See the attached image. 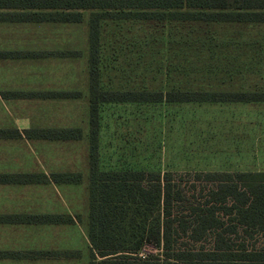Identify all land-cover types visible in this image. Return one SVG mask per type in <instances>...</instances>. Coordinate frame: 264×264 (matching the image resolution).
<instances>
[{
    "label": "rangeland",
    "instance_id": "rangeland-1",
    "mask_svg": "<svg viewBox=\"0 0 264 264\" xmlns=\"http://www.w3.org/2000/svg\"><path fill=\"white\" fill-rule=\"evenodd\" d=\"M79 22L0 23V48L43 51L0 59V89L74 90L79 98L0 99V126L78 125V141H0V170H78L79 184L0 186V211L79 214L75 224L0 226V247L80 249L87 264V52ZM105 87L264 88V23L103 20ZM153 68V69H149ZM100 169H264V103H102Z\"/></svg>",
    "mask_w": 264,
    "mask_h": 264
},
{
    "label": "trees",
    "instance_id": "trees-1",
    "mask_svg": "<svg viewBox=\"0 0 264 264\" xmlns=\"http://www.w3.org/2000/svg\"><path fill=\"white\" fill-rule=\"evenodd\" d=\"M88 17V264H264V170L100 169L105 102H264V88L105 87L103 20L264 23V0H0V21L79 22ZM0 51V57L46 56ZM153 69V68H149ZM79 91H3L5 98L75 97ZM0 137L77 140L80 127L0 129ZM80 172L0 173V183H78ZM15 223H70L69 214H0ZM78 251H0L8 257H74Z\"/></svg>",
    "mask_w": 264,
    "mask_h": 264
},
{
    "label": "crops",
    "instance_id": "crops-1",
    "mask_svg": "<svg viewBox=\"0 0 264 264\" xmlns=\"http://www.w3.org/2000/svg\"><path fill=\"white\" fill-rule=\"evenodd\" d=\"M6 23V22H16V21H0V23ZM45 22V21H43ZM57 23H66V22H57ZM88 43V40H87ZM0 51H20V50H9L6 48H0ZM29 57V56H27ZM35 57H39V56H35ZM14 58H25L24 56H19V57H0V59H14ZM41 91V90H23V89H0V92L3 91ZM48 90V89H46ZM52 91V90H49ZM57 91H61V90H57ZM66 91H74V90H66ZM80 92V91H79ZM81 97V92L78 96L75 97H48V98H62V99H67V98H79ZM87 97H88V75H87ZM46 97H42V98H27V97H20V98H5L2 97L0 95V99L2 100H18V99H48ZM164 102V101H162ZM105 103H109V102H105ZM116 103H127V102H116ZM128 103H144V102H128ZM147 103V102H145ZM149 103H158V102H149ZM167 103H192V102H167ZM196 103H216V102H196ZM226 103H230V102H226ZM236 103V102H233ZM249 103H264V102H249ZM86 109H87V131H86V138H87V149L89 150V140H88V129H89V123H88V103H87V98H86ZM99 116V115H98ZM99 121V120H98ZM31 127H80L78 125H31L28 128ZM6 128H17L15 126H7V125H3L0 126V129H6ZM27 128V129H28ZM81 128V127H80ZM18 129V128H17ZM20 131V129H18ZM82 130V137L80 139L77 140H57V139H38V138H26V137H15V138H10V137H0V141H18V140H37V141H78L83 139L84 137V132L83 129ZM98 141V139H97ZM98 145V144H97ZM88 158V155H87ZM88 161V160H87ZM185 170V169H184ZM189 170H227V171H231V170H240V171H249V169H235V168H223V167H219L216 169H189ZM253 170V169H252ZM255 170H264V169H255ZM55 171H72V172H80L78 170H53V171H49V172H45V171H35V170H30V171H24V170H0V173H11V172H45V173H50V172H55ZM81 173V172H80ZM88 174H89V162H88ZM81 181L78 183H55V182H45V183H0V186H23V185H43V184H49V183H55V184H79L83 181V174L81 173ZM87 218L86 221H88V175H87ZM23 214V213H35V214H69V213H47V212H32V211H12V210H3L0 211V214ZM74 218L73 222L70 223H15V222H5V221H0V226H20V225H38V224H75L78 223L81 220V217L79 214H69ZM87 242H88V238H87ZM29 250H70V251H78V255L74 256V257H8V256H3L0 255V264H18V263H23V262H31V261H39V260H61V259H77L81 257V251L80 249H71V248H62V249H32V248H25V247H0V251L2 252H7V251H29ZM88 261H89V244H88ZM88 264V263H87Z\"/></svg>",
    "mask_w": 264,
    "mask_h": 264
}]
</instances>
